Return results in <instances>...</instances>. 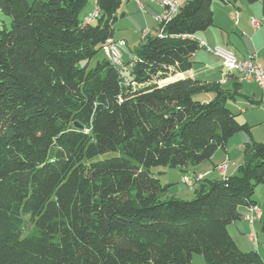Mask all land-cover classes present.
Here are the masks:
<instances>
[{
    "label": "trees",
    "instance_id": "16d2710c",
    "mask_svg": "<svg viewBox=\"0 0 264 264\" xmlns=\"http://www.w3.org/2000/svg\"><path fill=\"white\" fill-rule=\"evenodd\" d=\"M213 1L181 2L119 66L101 51L123 0H95L89 22L88 0H0L11 18L0 28V264H264L228 228L257 204L264 141L244 144L237 174L198 180L192 199L163 197L171 184L152 170L199 165L251 133L229 104L237 76L235 90L177 76L214 24Z\"/></svg>",
    "mask_w": 264,
    "mask_h": 264
},
{
    "label": "crops",
    "instance_id": "0c3cea01",
    "mask_svg": "<svg viewBox=\"0 0 264 264\" xmlns=\"http://www.w3.org/2000/svg\"><path fill=\"white\" fill-rule=\"evenodd\" d=\"M141 1L143 2V7L140 6L138 0H123L121 9L124 11V14L121 18L128 16L127 8H129L131 11V15H135V17L138 16L140 22L138 23V27L136 29L125 25L124 27H126L127 29L121 27L123 29H121L122 33L120 34V36H116V31L113 36V39L115 40H121L123 42L125 41L123 50L124 60L126 61L125 64L128 61H131V54L133 52L132 50L136 46H131L129 39H127L125 33L123 32L125 30L136 31L138 33L141 32L142 36L145 29H148L150 35L153 29L156 30V27L154 25H151L150 23L147 24V14L152 13L153 18L155 19L156 13L161 9L160 5L152 2L151 0ZM213 9L215 17L214 24L206 30L198 33V38L200 39V41H204L210 46H227L231 50H233L240 58H247L250 55H253L260 63L264 65V15L262 12L261 0L254 3H249L247 0H214ZM253 19H256L260 23L259 27H256L253 24ZM119 20L118 22H120ZM158 32L159 31L156 30L154 35ZM143 41L144 39H142V42ZM201 50L206 49L201 46L196 51V53L194 54L195 62L192 68L186 72L178 73L177 76L189 75L194 78L205 79L206 81L220 80L224 73L222 61L210 52H205L206 55L208 54L206 56ZM235 76H237V73H232V75H230V77L232 78L227 83L234 81ZM243 84L251 86L249 96L250 98H248L247 96L242 97L243 103H240L237 98L235 100H232V102L235 103L234 105L236 111H240L239 119L241 121H247L251 126V133L249 134L245 131H240L229 138L226 146L224 147L227 153L226 158H228L229 160H231V150L229 146H231L232 142L238 145L239 149L243 151V146L247 141H250L252 139L264 141V88H261L262 93L258 95L256 90L251 85H257L255 82H241L242 87H244ZM257 129L259 130V134L256 133ZM218 150L214 153L210 160H206L199 165L188 166L183 170L180 169L181 171H183V175L189 176L190 178L194 179V182L196 184L197 179H220L225 178L226 176L237 174L239 172V166L242 164L243 156L240 158L239 161L241 162H239L238 164L236 163V161H233V164L229 165L225 175H223L216 168V165L221 161L223 162L226 158H217ZM200 175L203 176L201 178H198L200 177ZM254 198L256 199L257 204L262 208L261 219H259L254 225H252L244 218H242L231 223L228 228L231 235L234 237V239L242 249H256L264 255V237H262V240L259 241L258 245L254 244V242L249 237V233L253 230L258 231V228L261 229L262 223L264 222V209L262 207V204L264 203V183L256 187ZM241 209L244 212H246L247 210L244 206L241 207ZM258 239H260L259 235ZM194 258L195 257H193V260L190 264H193L195 262Z\"/></svg>",
    "mask_w": 264,
    "mask_h": 264
},
{
    "label": "rangeland",
    "instance_id": "374dc122",
    "mask_svg": "<svg viewBox=\"0 0 264 264\" xmlns=\"http://www.w3.org/2000/svg\"><path fill=\"white\" fill-rule=\"evenodd\" d=\"M183 1L184 0H179V2H183ZM95 4H96L95 0H88L85 7L82 9V11L80 13V17H83L84 14L92 13L94 10ZM127 9H128V16L124 17V18H120V20H119L120 22H118L116 25V36H120V34L122 33L121 29H123L121 27H124L125 25L130 26L133 29H136L138 27V23L140 22L139 17L138 16L135 17V15H131L130 9L129 8H127ZM148 23H150L151 25H154L156 27V30L159 31V23L157 22V20H155L153 18L152 13L147 14V24ZM5 25L7 27H11V18H10V16H8V15H6L0 11V28L4 27ZM124 29H127V28L124 27ZM156 30L153 29L151 35H154ZM123 33H125V36L127 37V39H129L132 47L140 45L142 43V39H144V41H145L147 39V37L150 35L148 32L146 34L143 33L141 36V32L138 33L136 31H131V30H125ZM124 44H125V41L121 43V46H119L122 56H123ZM201 51L205 55H206V53H209V51L207 52L206 50H201ZM108 52H109V48L107 47V45H105L103 48V51H101V54H105L107 57H109ZM122 61H123V64H125L126 61L124 60V56L122 58ZM127 63H129V61ZM223 69H224L223 71H226V69L224 68V65H223ZM231 78L232 77H227V76L223 75L222 78L218 81H207V82L208 83L217 82L219 84H222L223 89L235 90L234 84L232 83L233 81L227 83ZM225 83H227V84H225ZM243 85H244V87H242V85H241L237 90V100L240 103H243L242 97L247 96L248 98H250L249 96H250L251 86L247 85V84H243ZM251 85L256 90L258 95H260L262 93L261 87L259 88V86L255 85V84H251ZM229 104H231L232 107L235 109V105H234L235 103L234 102L231 101V102H229ZM239 116H240V114H239ZM256 133L259 134L258 129L256 130ZM258 138H260V137H258ZM232 141H234V140H232ZM258 141H260V140H258ZM229 147L231 150L230 151V159L231 160L226 158L227 153H226L225 149L219 148V150L217 152V158H224L225 157L226 159L223 162L221 161L217 165H221L224 162H228L230 165V164H233L232 163L233 161H236V163L238 164L239 162H241L239 160L242 156H243V160H242V163H243L244 154H243V151H241L239 149L238 145H236L234 142H232L231 146H229ZM227 150H228V148H227ZM112 155H114V152H108L106 154L100 155V157H108V156H112ZM217 165H216V168H217ZM152 170H153L154 174L157 177H159L162 184H164V185L168 184V183L171 184L169 186L168 190L164 193L163 197H177V198H181V199H192L195 197L196 192L193 189L194 187L191 188L190 186H188L187 182L183 181V177H184L183 174L184 173H183V171L180 170V168L160 165V166L152 167ZM223 175H225V174H223ZM190 179H191L190 181H193L194 186H195L194 179H192V178H190ZM198 180L199 179H197V181ZM262 207L264 209V203L262 204ZM254 231H256L257 237H258V235L260 236V239H258V243H259V241L262 240V237H264V233L259 228H258V231L257 230H254ZM249 237H250V235H249ZM194 257H195L194 258L195 262L193 264H207L205 261V258L202 254H195ZM197 259H200V260H197Z\"/></svg>",
    "mask_w": 264,
    "mask_h": 264
},
{
    "label": "built area",
    "instance_id": "2783aa9c",
    "mask_svg": "<svg viewBox=\"0 0 264 264\" xmlns=\"http://www.w3.org/2000/svg\"><path fill=\"white\" fill-rule=\"evenodd\" d=\"M152 2L160 5L161 9L155 15V19L159 23V32L163 30L162 23L168 21L180 7L179 0H151ZM140 6L143 7V2L138 0ZM99 15V9L95 6L92 13L84 16V21L89 22L93 21ZM253 24L256 27L260 26V23L253 19ZM148 29L143 31L144 34L148 33ZM121 40H115L113 38L108 39L107 47L109 48V58L116 65H122V54L120 51ZM200 44L211 54L219 58L226 71L223 75L230 77L232 73H237V78L240 82H255L259 87L264 88V65L260 63L253 55H250L247 58H240L237 54L231 50L229 47L224 45H215L210 46L204 41H200ZM229 163L224 162L221 165H217V169L225 174L226 169L228 168ZM203 175H200L201 178ZM189 176H184L183 181L187 182L188 186L191 188L194 187L193 181H190ZM246 212L243 218L248 221L250 224L254 225L262 216V208L258 204L250 205L246 207ZM251 240L254 244L258 245V237L256 231H251L249 233Z\"/></svg>",
    "mask_w": 264,
    "mask_h": 264
},
{
    "label": "water",
    "instance_id": "95a60500",
    "mask_svg": "<svg viewBox=\"0 0 264 264\" xmlns=\"http://www.w3.org/2000/svg\"><path fill=\"white\" fill-rule=\"evenodd\" d=\"M75 125H76L77 127H79V128H82V127H83V125H82L81 123H79V122H75Z\"/></svg>",
    "mask_w": 264,
    "mask_h": 264
}]
</instances>
